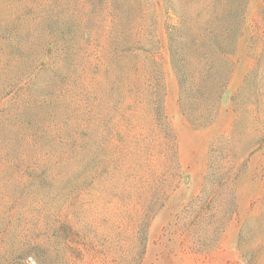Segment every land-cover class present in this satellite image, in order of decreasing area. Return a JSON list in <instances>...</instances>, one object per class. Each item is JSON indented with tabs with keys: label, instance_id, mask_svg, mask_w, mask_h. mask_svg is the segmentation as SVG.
<instances>
[{
	"label": "rangeland",
	"instance_id": "1",
	"mask_svg": "<svg viewBox=\"0 0 264 264\" xmlns=\"http://www.w3.org/2000/svg\"><path fill=\"white\" fill-rule=\"evenodd\" d=\"M232 1L0 0V264H264V0L210 124L163 27Z\"/></svg>",
	"mask_w": 264,
	"mask_h": 264
},
{
	"label": "trees",
	"instance_id": "2",
	"mask_svg": "<svg viewBox=\"0 0 264 264\" xmlns=\"http://www.w3.org/2000/svg\"><path fill=\"white\" fill-rule=\"evenodd\" d=\"M246 3L240 5L233 0L226 5L223 11L224 27L220 16L217 17V23L210 19L207 27L198 29L185 21L177 25L165 19L163 21L170 65L180 89V111L191 123H194L193 111L202 112V121L207 124L216 117L222 94L229 82L230 55L237 48ZM169 6L165 4V7ZM178 32H182V35H178ZM218 36L219 39L216 38ZM189 91L194 101L187 97Z\"/></svg>",
	"mask_w": 264,
	"mask_h": 264
}]
</instances>
